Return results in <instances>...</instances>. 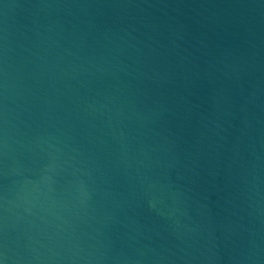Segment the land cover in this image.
Returning a JSON list of instances; mask_svg holds the SVG:
<instances>
[{
  "label": "water",
  "instance_id": "water-1",
  "mask_svg": "<svg viewBox=\"0 0 264 264\" xmlns=\"http://www.w3.org/2000/svg\"><path fill=\"white\" fill-rule=\"evenodd\" d=\"M2 264H264V0H0Z\"/></svg>",
  "mask_w": 264,
  "mask_h": 264
},
{
  "label": "snow or ice",
  "instance_id": "snow-or-ice-1",
  "mask_svg": "<svg viewBox=\"0 0 264 264\" xmlns=\"http://www.w3.org/2000/svg\"><path fill=\"white\" fill-rule=\"evenodd\" d=\"M0 264H2V262H0Z\"/></svg>",
  "mask_w": 264,
  "mask_h": 264
}]
</instances>
